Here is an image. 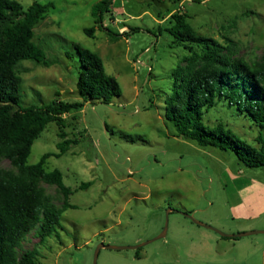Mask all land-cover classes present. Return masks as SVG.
<instances>
[{"label": "rangeland", "instance_id": "rangeland-1", "mask_svg": "<svg viewBox=\"0 0 264 264\" xmlns=\"http://www.w3.org/2000/svg\"><path fill=\"white\" fill-rule=\"evenodd\" d=\"M14 1L25 10L33 2L53 3L35 25L33 39L48 66L26 60L17 66L23 71L22 107L46 105L56 93L66 102L79 100L75 45L97 53L121 89L109 104L86 103L75 126L65 129L76 145L49 157L44 169L62 173L72 207L62 212L56 235L38 242L30 234L19 252L35 247L34 264H93L100 244L148 242L140 246L139 258L137 249L101 248L96 264H264V233L222 237L184 215L227 235L264 231V167H247L230 150L202 148L176 136L164 117V101L188 49L168 33V17L163 19L171 10L181 11L199 34L221 43L230 38L238 57L256 63L264 49V0H112L113 20L102 17L106 29L91 14L101 0ZM91 27L89 37L84 29ZM203 122L221 123L256 146L255 124L220 105L205 113ZM58 132L55 123L46 126L32 145L29 165L58 152ZM9 168V161L0 162V169ZM41 186L60 205L58 190Z\"/></svg>", "mask_w": 264, "mask_h": 264}, {"label": "trees", "instance_id": "trees-1", "mask_svg": "<svg viewBox=\"0 0 264 264\" xmlns=\"http://www.w3.org/2000/svg\"><path fill=\"white\" fill-rule=\"evenodd\" d=\"M51 8L52 2H33L25 10L14 0H0V162L5 159L10 163L9 169H0V264H34L37 249L20 253L21 244L30 234L38 242L56 235L62 212L72 207L68 201L72 190L63 184L59 170L45 171L46 160L60 157L76 145L77 140L68 138L65 129L75 126L77 114L86 103L96 100L109 104L121 94L119 83L105 72L100 56L75 45L80 65L76 80L79 100L66 102L56 93L46 105H20L19 72L23 71L18 64L26 60L48 66L45 51L33 39L35 25ZM91 14L95 24L106 29L102 17L108 14L113 20L112 0L96 3ZM165 17L170 23L168 33L188 49L174 74V90L164 101V117L176 136L202 148L230 150L247 167H264V49L258 62L249 63L238 57L230 38L225 37L221 43L199 34L185 13L171 10ZM84 32L92 37L94 27ZM218 105L231 111L234 118L255 124L259 130L253 140L256 146L221 123L209 126L203 122L204 114ZM51 122L59 129L58 152L45 153L36 164L29 165L34 141ZM42 183L58 190L60 205L45 193ZM90 184L78 188L86 189ZM140 250L135 251V257H140Z\"/></svg>", "mask_w": 264, "mask_h": 264}, {"label": "water", "instance_id": "water-1", "mask_svg": "<svg viewBox=\"0 0 264 264\" xmlns=\"http://www.w3.org/2000/svg\"><path fill=\"white\" fill-rule=\"evenodd\" d=\"M187 218H189L193 223L201 226V227H204V228H208L210 230H213L215 232H217L220 236L222 237H228V238H238V237H243V236H248V235H252V234H255V233H264V231H250V232H244V233H238V234H232V235H227V234H224L220 231H218L217 229L209 226V225H206V224H203L199 221H197L196 219H194V217L191 215V214H184ZM167 227V220L165 222V228ZM164 232L161 233L158 237H156L155 239H158V238H161L164 236ZM154 239V240H155ZM150 242V241H149ZM148 243V242H147ZM147 243H144L142 245H145ZM142 245H138V246H135V247H116V246H105L103 244H100L97 249L95 250V253H94V258H93V264H96V260H97V255H98V252L101 248H108V249H112V250H125V249H138L140 248V246Z\"/></svg>", "mask_w": 264, "mask_h": 264}, {"label": "crops", "instance_id": "crops-1", "mask_svg": "<svg viewBox=\"0 0 264 264\" xmlns=\"http://www.w3.org/2000/svg\"><path fill=\"white\" fill-rule=\"evenodd\" d=\"M241 215H244V213L241 214ZM194 230H195L197 233H200V229H198V228H194Z\"/></svg>", "mask_w": 264, "mask_h": 264}]
</instances>
